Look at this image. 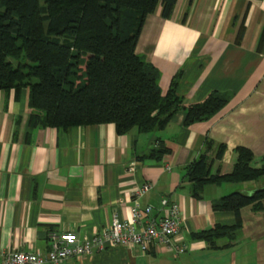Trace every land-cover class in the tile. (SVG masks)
<instances>
[{"label":"crops","instance_id":"0c3cea01","mask_svg":"<svg viewBox=\"0 0 264 264\" xmlns=\"http://www.w3.org/2000/svg\"><path fill=\"white\" fill-rule=\"evenodd\" d=\"M160 6L147 14L134 53L159 73L164 93L176 73L175 93L184 105L209 92L227 102L209 119L183 125L175 112L160 130L117 133L112 123L29 128L27 89L0 90V251L49 249L51 232H72L83 241L106 227L112 215L127 220L132 190L150 182L139 196V208L160 200L177 203L179 237L185 251L106 247L58 264H264V198L262 209L239 210L234 238H217L214 247L196 236L214 225H232L230 211L212 210L211 202L230 192L250 194L264 177L249 182L206 183L199 198L191 196L186 166L205 153L210 174H226L235 147L248 149L253 167L264 156V0H176L168 18ZM160 141L169 152L159 160L140 158ZM223 144L220 159L215 145Z\"/></svg>","mask_w":264,"mask_h":264},{"label":"trees","instance_id":"16d2710c","mask_svg":"<svg viewBox=\"0 0 264 264\" xmlns=\"http://www.w3.org/2000/svg\"><path fill=\"white\" fill-rule=\"evenodd\" d=\"M176 0H0V90L27 89L28 127L66 129L112 123L117 133L134 127L139 132L162 129L177 111L183 125L204 121L227 102V96L209 92L201 101L184 105L175 93L173 75L161 93L158 70L134 53L144 18L160 6L168 18ZM264 36V25L258 44ZM12 59L13 61H11ZM204 151L186 166L191 196L199 198L206 183L249 182L264 177V156L251 166L253 156L235 147L231 170L210 174L211 159ZM220 159L223 144H216ZM169 149L158 141L140 158H159ZM264 185L250 194L234 191L212 201V210L230 211L232 225H214L196 236L214 247L219 237L234 238L239 210L262 209Z\"/></svg>","mask_w":264,"mask_h":264},{"label":"built area","instance_id":"2783aa9c","mask_svg":"<svg viewBox=\"0 0 264 264\" xmlns=\"http://www.w3.org/2000/svg\"><path fill=\"white\" fill-rule=\"evenodd\" d=\"M151 187L150 182H144L132 190L134 200L127 220L112 215L106 227L81 242L72 232H51L45 253L0 251V264H58L68 257H81L106 247H134L140 253L162 249L176 257L186 248L179 237V207L176 202L162 198L156 215L150 206L139 208L135 199Z\"/></svg>","mask_w":264,"mask_h":264},{"label":"rangeland","instance_id":"374dc122","mask_svg":"<svg viewBox=\"0 0 264 264\" xmlns=\"http://www.w3.org/2000/svg\"><path fill=\"white\" fill-rule=\"evenodd\" d=\"M11 61H13L12 59H10ZM251 165H253V163H251Z\"/></svg>","mask_w":264,"mask_h":264}]
</instances>
